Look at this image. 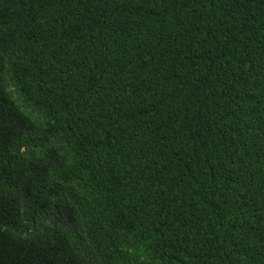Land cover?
Returning a JSON list of instances; mask_svg holds the SVG:
<instances>
[{
    "label": "trees",
    "instance_id": "obj_1",
    "mask_svg": "<svg viewBox=\"0 0 264 264\" xmlns=\"http://www.w3.org/2000/svg\"><path fill=\"white\" fill-rule=\"evenodd\" d=\"M0 264H264V0H0Z\"/></svg>",
    "mask_w": 264,
    "mask_h": 264
}]
</instances>
